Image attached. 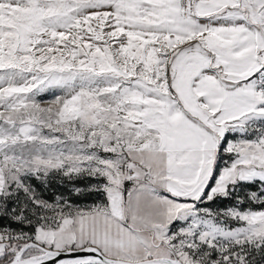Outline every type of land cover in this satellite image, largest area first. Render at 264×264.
<instances>
[{
  "label": "snow or ice",
  "instance_id": "obj_1",
  "mask_svg": "<svg viewBox=\"0 0 264 264\" xmlns=\"http://www.w3.org/2000/svg\"><path fill=\"white\" fill-rule=\"evenodd\" d=\"M0 264H264V0H0Z\"/></svg>",
  "mask_w": 264,
  "mask_h": 264
},
{
  "label": "trees",
  "instance_id": "obj_2",
  "mask_svg": "<svg viewBox=\"0 0 264 264\" xmlns=\"http://www.w3.org/2000/svg\"><path fill=\"white\" fill-rule=\"evenodd\" d=\"M76 184H77V186L81 187L83 185V182L77 181ZM37 189L39 192L42 193V195L45 198H48V199H52L53 195L55 193H59L61 195H64V192L62 191V187L57 185L56 183H54L52 181L50 182V184L47 187H43V186H41V184H37ZM59 189H61V190H59ZM67 192L70 195L69 198L73 199L77 203H82V202H83V204L89 203V202L92 203V202L100 201V199H102V198H99V199L92 198V194H88V193H82L80 195H77L74 192H72L71 189L68 190ZM223 201H226V200H223ZM222 205L224 206L226 204H222Z\"/></svg>",
  "mask_w": 264,
  "mask_h": 264
},
{
  "label": "rangeland",
  "instance_id": "obj_3",
  "mask_svg": "<svg viewBox=\"0 0 264 264\" xmlns=\"http://www.w3.org/2000/svg\"><path fill=\"white\" fill-rule=\"evenodd\" d=\"M38 99H40L41 100V102H42V104H47V102H49L50 101V99H51V96H49V95H44L43 97H38ZM52 182H54V183H56L57 185H59V186H61L62 187V191L64 192V196L65 197H70V195L68 194V190H72V188H73V182H69L67 179H62V178H60V177H55V178H53L52 180H51ZM83 182V185L81 186V187H85L87 184H91V183H95V181H92V180H83L82 181ZM32 183L37 187V184H40V182L39 181H37V180H33L32 181ZM41 186H43V187H45L44 185H41ZM65 188V189H64ZM38 190V189H37ZM59 190H61V189H59ZM41 193V192H40ZM42 194V193H41ZM55 195H61V194H59V193H55L53 196H55ZM92 198H96V199H99V198H101V197H99V196H97V195H92ZM96 202H99V201H96ZM96 202H89V203H84L83 204V202L82 203H79L81 206H90V205H92L93 203H96ZM220 204H221V206H223L222 204H226V205H228V206H230V204H231V201H220Z\"/></svg>",
  "mask_w": 264,
  "mask_h": 264
}]
</instances>
